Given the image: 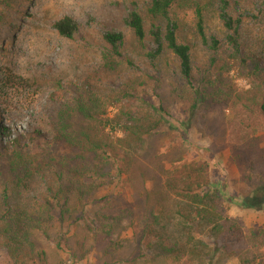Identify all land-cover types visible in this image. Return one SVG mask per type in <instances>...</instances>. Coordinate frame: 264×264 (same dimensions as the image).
I'll list each match as a JSON object with an SVG mask.
<instances>
[{"label":"trees","instance_id":"1","mask_svg":"<svg viewBox=\"0 0 264 264\" xmlns=\"http://www.w3.org/2000/svg\"><path fill=\"white\" fill-rule=\"evenodd\" d=\"M203 1L147 0L146 16L134 6L124 23L138 46L148 49L153 66L167 52L177 60L180 83L170 94L189 104L191 117L217 107H242L264 118L263 59L244 50L242 19L230 15L229 0H219L224 39L209 40ZM181 4L194 10L197 34L210 54L201 82H195L191 47L179 40L173 18ZM52 28L68 40L79 31L68 16ZM103 39L107 70L124 65L139 71L124 53L123 33L107 32ZM237 80L246 81L247 88H239ZM4 82L16 89L26 87L25 80L10 74ZM135 85H122L124 96L117 102H129L113 104L114 114L100 99L81 95L58 112L49 134L40 128L12 130L0 122V155L7 154L3 175L14 190H28L37 177L51 172L41 194L0 213V250L8 264H79L90 257L94 264H264V227L246 231L241 218L229 216L222 195L212 189L205 161L168 164L159 189L141 195L136 210L119 194L97 197L105 185L113 184V171L118 179L129 172L163 125L162 112L155 113L138 95L137 87L145 83ZM4 114L0 108V117ZM258 162L263 172L248 177L255 189L242 202L254 211L264 210V155L251 167Z\"/></svg>","mask_w":264,"mask_h":264},{"label":"rangeland","instance_id":"2","mask_svg":"<svg viewBox=\"0 0 264 264\" xmlns=\"http://www.w3.org/2000/svg\"><path fill=\"white\" fill-rule=\"evenodd\" d=\"M229 2L230 15L242 19L244 50L264 62V0ZM134 6L146 16L147 0H0V108L5 111L0 122L12 130L40 128L49 134L58 112L81 95L100 99L114 114L113 104L129 102L128 98L117 102L123 95L122 85L129 82L137 87L145 83L137 87L138 95L155 113L162 112L163 125L147 149L135 157L129 172L118 179L113 171V184L105 185L97 197L119 194L136 210L141 195L159 189L168 164L205 161L210 167L212 189L222 195L229 216L241 218L246 231L264 227V210H249L242 205L255 189L248 177L263 172L259 162L254 168L251 162L264 155V118L252 116L242 107H217L191 117L189 104L170 94L171 87L180 83L177 60L167 52L153 66L147 57L148 49L138 46L125 25ZM202 6L207 38L222 41L226 31L219 17V0H204ZM66 16L79 26L73 40L60 37L52 28L54 22ZM173 18L180 28L179 40L191 47L195 82H201L210 54L197 34L195 12L181 4ZM149 20L146 18L148 24ZM112 31L124 34V53L138 72L124 65L117 70L106 69L102 59L107 49L103 35ZM9 74L25 80L26 87L5 86L4 78ZM237 84L241 89L247 88L244 80H237ZM32 149L38 151L33 146ZM6 162L4 152L0 155V213L6 207L26 205L41 194L44 180H51V172H47L45 177H37L28 190H14L3 175ZM140 203L143 205V200ZM5 256L0 250V264H8ZM63 257L66 259V255ZM79 264H94V259L90 257Z\"/></svg>","mask_w":264,"mask_h":264}]
</instances>
